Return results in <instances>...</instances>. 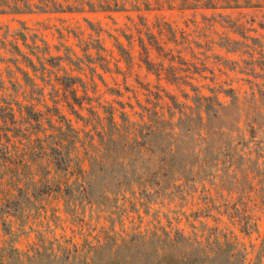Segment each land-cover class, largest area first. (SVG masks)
<instances>
[{"label":"rangeland","instance_id":"1","mask_svg":"<svg viewBox=\"0 0 264 264\" xmlns=\"http://www.w3.org/2000/svg\"><path fill=\"white\" fill-rule=\"evenodd\" d=\"M140 14L155 35L158 34L154 25L160 24L162 27V35L158 38L165 53L157 52L147 44L143 34L145 28L138 25L148 47V57L152 63L150 70L142 62L145 54L139 47L138 33L134 28V22L138 24L139 20L135 13L0 15V105L8 106L14 112V127L22 130L32 142L35 138L51 142L46 137L57 135L58 127L65 131L66 136L77 132L70 155L74 161L69 170L55 171L47 160H42L40 167L32 165L31 177L38 188L30 193L31 197L27 203L25 201L19 218L7 217L14 246L22 252L26 251L35 242L36 233L41 231H49V237H72L77 243L94 242L93 238L102 235L109 227L120 231L140 225V229H143L155 215L163 223L165 216L171 220L179 218L181 222L178 227L189 231L185 217L198 226L197 220L194 221L191 216L197 213L199 221L208 227L217 226L225 232H232L246 251L247 259L252 261L264 232V130L258 131L250 141L245 116L241 117L239 126L243 139L249 140V144L239 145L238 152L244 155L249 153L259 165L257 168L253 164L252 172L247 173L246 179L238 177L224 186L218 177L220 170H208L187 182L182 179L173 181L158 196L136 197L139 189L133 185L131 191L135 196L131 191L124 190L117 196L108 195L107 201L100 199L98 205L86 204L77 195L67 201L69 195L65 206V196L54 191L58 184L61 189L65 188L63 181L72 182L76 177L80 178L78 167L84 174L89 170L85 146L88 153L99 148L97 133L103 130L102 126L106 123L104 118L110 107H113L118 122L121 111H125L132 121H139L141 117L147 120L146 109L156 110L165 117L173 112L174 121L178 113L172 100L193 106L192 99L196 93L205 96L215 94L224 104L230 100L223 92L227 89H233L240 101L250 98L252 92L260 99L258 87L264 85L260 77L264 73L256 64L249 63L252 57L228 49L233 47V40L239 42L235 47L243 51L246 49V39H242L238 31L258 38L264 45V9H162ZM126 16L131 18L127 19ZM19 32L26 35L29 45L33 35L43 39L52 55L69 53L73 60H77V65L69 66L63 61L60 63L62 70L46 64L48 70L45 74L42 76L39 72L34 76L14 48L17 46L23 54H29V50L22 45ZM121 32L131 37L130 44L121 36ZM95 40L103 47L99 51L92 46H97ZM116 40L123 45L128 57L124 58L119 53ZM87 45L91 48L86 49ZM56 46L59 52L55 50ZM167 49H171V53L167 54ZM252 55L254 59L258 58L254 51ZM17 67L29 71L36 86L26 83ZM64 71L81 77L84 88L76 86L77 91L74 92L63 87ZM73 95L82 103L81 109L76 104L78 102L72 99ZM263 99L259 100V105H263L260 106L262 113ZM27 114L39 119V127L30 119L32 126L24 131L26 126L23 120L27 119ZM77 115H81L83 120ZM6 125L13 126L9 122ZM67 125L71 130L67 129ZM14 132L7 133L14 135ZM11 140L17 151L26 142L19 136ZM46 143L44 141L42 145L46 146ZM238 214L250 218L251 228L247 233L241 231L237 224ZM231 217H235V221H231ZM0 238H6L1 233V224Z\"/></svg>","mask_w":264,"mask_h":264},{"label":"trees","instance_id":"2","mask_svg":"<svg viewBox=\"0 0 264 264\" xmlns=\"http://www.w3.org/2000/svg\"><path fill=\"white\" fill-rule=\"evenodd\" d=\"M253 8L264 9V0H0V15L135 13L139 20L138 24L134 22V28L138 33L139 47L145 54L142 62L148 70L152 63L148 57V47L141 37L142 29L138 25L145 28L143 34L150 47L160 53H165V49L158 38L162 35L161 25H154L158 34L155 35L141 12L162 9L192 11ZM238 34L246 39V49L243 51L240 47H235L239 42L233 40V47L228 51H241L252 57L249 63L256 64L264 73L263 43L256 37H248L245 32L238 31ZM18 36L29 54H23L17 46L14 48L22 57L24 66L34 76L39 72L43 76L48 70L46 64L63 70L60 65L63 61L69 66H76L78 63L69 53H64L63 56L52 55L48 44L37 35L31 37L30 45L25 34L19 32ZM121 36L131 43V37L127 33L121 32ZM95 42L97 46L92 45L95 50L103 48L98 40ZM89 48L91 47L87 45L86 49ZM116 48L124 58L129 56L117 40ZM55 50L59 52V47L56 46ZM253 51L258 54V58H253ZM168 53H171V49H167ZM17 70L26 83L36 86L29 71L20 67ZM260 77L264 80V75ZM61 84L74 92L77 91L76 86L84 88L81 77L70 75L66 71ZM258 88L261 99L264 97V85ZM223 92L230 98L227 104L222 103L215 94L205 96L196 93L192 99L193 106L181 105L171 99L178 113L174 121L173 112L165 117L156 110L146 109L147 120L141 117L139 121H132L125 111H121L118 122L114 117L113 107H110L104 118L106 123L102 126L103 130L97 133L99 148L88 153L87 145L85 146L89 170L84 174L78 167L77 173L81 177H76L72 182L63 181L65 188L61 189L58 184L54 191L65 196V206L75 195L81 197L86 204L98 205L100 199L107 201L108 195L117 196L124 190L131 191L133 185L139 189L136 197L158 196L173 181L182 179L187 182L208 170H220V175L217 176L224 186L238 177L246 179L253 164L257 168L259 165H256V159L251 158L249 153L239 154L238 146H245L249 141L243 139L239 125L241 117L245 116L249 138L250 141L253 140L258 131L264 130V113L260 107L263 105H259L260 99L256 98L255 92L244 101L239 100L233 89ZM73 96L72 99L78 102L79 99ZM76 104L82 108L81 102ZM120 106L122 107L121 103ZM77 116L83 120L81 115ZM30 119L39 127V119L27 114V119L23 120L26 126L24 131L32 126ZM96 119L99 120L98 117ZM0 120V224L1 233L6 237L0 238V264H264V232L253 260L249 261L246 251L232 232H225L217 226L208 227L199 221L197 213L191 216L194 221L197 220L198 226L185 217L189 231L178 227L181 222L179 218L171 220L165 216L163 223L155 215L143 229H140V225L129 230L122 228L120 231L109 227L102 235L94 237V242L77 243L72 237H49V231L37 232L35 242L26 251H20L14 246L13 232L7 225V217L19 218L25 201L27 203L31 197L30 193L38 188L37 182L31 177L32 165L40 167L41 161L47 160V164L55 171L65 172L71 168L74 160L70 155L74 150L77 132L66 136L65 131L58 127V134L48 135L46 139L51 142L44 140L47 145L43 146L44 141L41 139L35 138L32 142L22 130L14 127L16 118L10 107L0 105ZM7 122L13 126H7ZM67 129L71 130L68 125ZM12 130H15L14 135H8L7 132ZM17 136L26 141L19 152L11 140ZM131 194L135 196L133 191ZM69 195L71 196L66 201ZM145 214L147 215L146 212ZM236 217L240 230L247 233L251 228L250 218L239 214ZM234 218L231 217V221H235Z\"/></svg>","mask_w":264,"mask_h":264}]
</instances>
